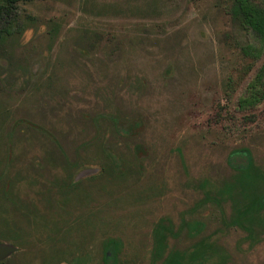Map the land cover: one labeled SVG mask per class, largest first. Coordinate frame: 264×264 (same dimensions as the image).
<instances>
[{
	"label": "rangeland",
	"instance_id": "374dc122",
	"mask_svg": "<svg viewBox=\"0 0 264 264\" xmlns=\"http://www.w3.org/2000/svg\"><path fill=\"white\" fill-rule=\"evenodd\" d=\"M230 5L17 4L0 46V233H16L0 264H264V101L241 104L264 44ZM243 149L250 166L232 168Z\"/></svg>",
	"mask_w": 264,
	"mask_h": 264
},
{
	"label": "trees",
	"instance_id": "16d2710c",
	"mask_svg": "<svg viewBox=\"0 0 264 264\" xmlns=\"http://www.w3.org/2000/svg\"><path fill=\"white\" fill-rule=\"evenodd\" d=\"M22 0H0V46L13 35L15 25L18 21L17 4ZM27 1V0H26ZM230 13L232 18L239 24L249 28L254 35L264 44V5L257 0H230ZM243 52L247 55H258L252 46L244 47ZM255 52V53H254ZM264 101V63L260 70L256 74V78L250 84L249 94L244 99L242 105H256ZM244 150V151H243ZM247 155L241 157L236 150L230 156V165L234 169L247 168L251 164V154L248 149H243ZM235 154V155H234ZM237 164V165H235ZM15 231L6 229L3 233H0V237L6 240H15ZM112 256L115 254V246L110 247ZM111 254V253H110ZM205 254L197 255L193 259L194 264H201ZM107 257L106 264L111 262V259ZM168 264H180L178 259H172Z\"/></svg>",
	"mask_w": 264,
	"mask_h": 264
},
{
	"label": "water",
	"instance_id": "95a60500",
	"mask_svg": "<svg viewBox=\"0 0 264 264\" xmlns=\"http://www.w3.org/2000/svg\"><path fill=\"white\" fill-rule=\"evenodd\" d=\"M15 251V247L10 245H0V259Z\"/></svg>",
	"mask_w": 264,
	"mask_h": 264
}]
</instances>
